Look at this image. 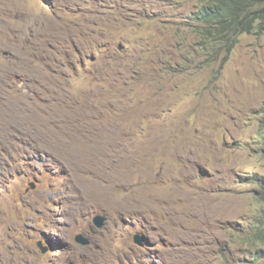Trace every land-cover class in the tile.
I'll return each instance as SVG.
<instances>
[{"label":"rangeland","instance_id":"obj_1","mask_svg":"<svg viewBox=\"0 0 264 264\" xmlns=\"http://www.w3.org/2000/svg\"><path fill=\"white\" fill-rule=\"evenodd\" d=\"M196 1L0 0V264H251L219 191L253 187L264 37L195 57ZM71 50L102 84L69 99Z\"/></svg>","mask_w":264,"mask_h":264},{"label":"clouds","instance_id":"obj_2","mask_svg":"<svg viewBox=\"0 0 264 264\" xmlns=\"http://www.w3.org/2000/svg\"><path fill=\"white\" fill-rule=\"evenodd\" d=\"M196 3L197 9L185 21L195 57H206L205 61L215 63L223 54L222 64L241 36L252 34L255 38L264 37V0H197ZM71 51L75 56L64 72L72 76L64 81V89L68 96L76 98L93 92L90 80L99 78L101 85L102 79L93 71H82L79 52ZM59 58L57 54V62ZM177 71L183 72L179 68ZM252 113L256 129L252 141L242 143V146L252 152L249 168L254 170L249 177L253 187L246 191L226 187L219 192L241 203L242 211L237 220L224 223L228 250L229 247L238 248L242 251V260L264 264V102L254 107ZM250 226L260 232L255 242L248 241ZM256 253L258 261L255 260ZM223 262L229 264V259L224 257Z\"/></svg>","mask_w":264,"mask_h":264},{"label":"water","instance_id":"obj_3","mask_svg":"<svg viewBox=\"0 0 264 264\" xmlns=\"http://www.w3.org/2000/svg\"><path fill=\"white\" fill-rule=\"evenodd\" d=\"M34 186V185H32ZM106 217L100 214H96L93 218H92V222H93V226L91 227V230L94 231V227L95 228H101L105 225V221H106ZM146 238L144 236H140L138 234L134 235V242L138 245H143V241ZM76 241L82 245H87L90 243L89 238L83 234V233H79L76 235ZM39 245H41V243H39ZM46 251V247H42V252Z\"/></svg>","mask_w":264,"mask_h":264},{"label":"trees","instance_id":"obj_4","mask_svg":"<svg viewBox=\"0 0 264 264\" xmlns=\"http://www.w3.org/2000/svg\"><path fill=\"white\" fill-rule=\"evenodd\" d=\"M199 32H202V31L200 30ZM60 37H61V35H60ZM71 76H72L71 74H69V73H67V72H64V73H63V77H62V82L59 81L58 84H56V83L54 82V80H52V79L50 78V84H51V86L55 87V89L57 90V94H61L60 91H61L62 93H64V94H66V93H65L66 90L64 89V81H65L67 78L71 77ZM16 91H17V90H15V92H16ZM18 95L21 96V92H19ZM68 97H69V96H68ZM69 99H71V98L69 97ZM249 229H250V233H249V235H248V241L255 242V241L257 240V238L259 237L260 232H259V230H257L255 227H252V226H250ZM255 260H256V261L259 260V257H258V254H257V253L255 254Z\"/></svg>","mask_w":264,"mask_h":264}]
</instances>
